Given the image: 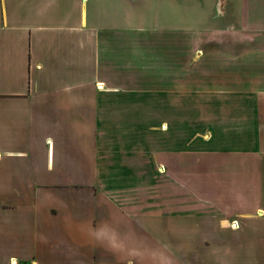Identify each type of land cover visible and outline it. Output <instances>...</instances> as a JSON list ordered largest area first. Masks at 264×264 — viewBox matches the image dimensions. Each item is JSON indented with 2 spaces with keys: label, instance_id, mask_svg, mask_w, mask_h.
<instances>
[{
  "label": "crops",
  "instance_id": "crops-1",
  "mask_svg": "<svg viewBox=\"0 0 264 264\" xmlns=\"http://www.w3.org/2000/svg\"><path fill=\"white\" fill-rule=\"evenodd\" d=\"M12 260L264 264V0H0Z\"/></svg>",
  "mask_w": 264,
  "mask_h": 264
},
{
  "label": "built area",
  "instance_id": "built-area-1",
  "mask_svg": "<svg viewBox=\"0 0 264 264\" xmlns=\"http://www.w3.org/2000/svg\"><path fill=\"white\" fill-rule=\"evenodd\" d=\"M233 224H234V226H236V222L235 221H233ZM11 264H17V263H16L15 260H12V263Z\"/></svg>",
  "mask_w": 264,
  "mask_h": 264
}]
</instances>
